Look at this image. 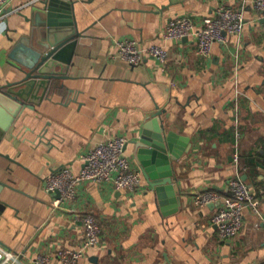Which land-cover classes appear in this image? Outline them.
Segmentation results:
<instances>
[{
  "label": "crops",
  "instance_id": "0c3cea01",
  "mask_svg": "<svg viewBox=\"0 0 264 264\" xmlns=\"http://www.w3.org/2000/svg\"><path fill=\"white\" fill-rule=\"evenodd\" d=\"M31 1L5 6L19 10L0 28V85L12 79L6 73L13 46L32 28L39 1ZM254 1H77L73 16L82 36L73 78L38 111H25L0 144L10 157L0 156V179L12 187L0 196L9 204L0 216V263L35 264L44 256L57 264L61 248H80L81 217L91 214L102 226L101 242L79 264H264V19ZM222 6L243 9L246 22L211 56L198 54L197 37L164 38L171 19L200 27ZM126 39L165 48L169 61L162 66L146 56L132 66L115 58ZM157 112L170 130L190 138V150L173 163L177 210L170 199L162 210L132 144L125 154L142 174L135 191L84 182L75 200L55 203L47 175L64 167L78 173L91 149L112 137L137 139ZM237 174L260 199L261 214L245 209L240 234L224 239L212 222L224 199L199 208L194 197L208 191L230 197Z\"/></svg>",
  "mask_w": 264,
  "mask_h": 264
},
{
  "label": "built area",
  "instance_id": "2783aa9c",
  "mask_svg": "<svg viewBox=\"0 0 264 264\" xmlns=\"http://www.w3.org/2000/svg\"><path fill=\"white\" fill-rule=\"evenodd\" d=\"M11 1L0 0V28L2 25H6L11 14L19 10L5 8ZM36 1L40 0L31 2ZM254 6L264 19V0H255ZM245 22L243 9L222 6L212 15L207 16L200 27L187 18L171 19L164 38L170 40L197 37L198 54L209 57L215 44H225L229 35L241 34ZM146 56L153 57L162 66H165L169 61V52L165 48L156 45L142 48L133 39H126L119 43V51L115 58L137 66L143 62ZM127 143L128 140L123 137H112L100 143L83 157L84 165L78 173H74L69 167H64L47 175L45 178L46 191L51 195L60 194V197L55 200L57 205L75 200L78 186L84 182L113 184L118 191H135L141 186L142 174L131 168L125 154ZM233 161L238 168L240 164L238 151L234 153ZM228 186L230 197H223L214 191L200 193L194 197V202L199 208L220 204L224 199L223 205L212 217L213 224L224 239L235 238L240 234L243 228L245 209H251L257 215L261 214L260 199L240 178L239 174L230 179ZM81 222L84 238L80 248H61L58 251L59 262L57 264H79L91 249L99 246L103 230L98 219L91 214H85L81 217ZM0 264H3V261ZM35 264L55 263L50 258L42 256L35 261Z\"/></svg>",
  "mask_w": 264,
  "mask_h": 264
},
{
  "label": "water",
  "instance_id": "95a60500",
  "mask_svg": "<svg viewBox=\"0 0 264 264\" xmlns=\"http://www.w3.org/2000/svg\"><path fill=\"white\" fill-rule=\"evenodd\" d=\"M38 3L32 28L20 36L11 50L10 58L15 62H9L11 69L6 75L12 79L0 85V144L25 111H38L45 101H52L66 88L65 81L73 78V57L82 36L73 16L77 1ZM161 115L154 114L140 136L127 143L125 151L128 144L134 146V158L156 192L162 210L168 199L172 210H177L179 187L173 163L190 150V138L170 130ZM0 156L10 159L2 152ZM5 188L12 187L0 179V196ZM59 197L57 193L55 198ZM8 205L0 199V216Z\"/></svg>",
  "mask_w": 264,
  "mask_h": 264
}]
</instances>
